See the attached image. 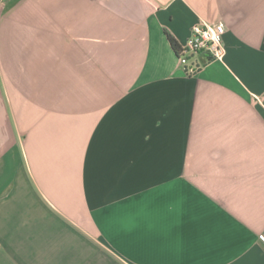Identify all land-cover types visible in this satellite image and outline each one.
I'll use <instances>...</instances> for the list:
<instances>
[{"label":"crops","instance_id":"0c3cea01","mask_svg":"<svg viewBox=\"0 0 264 264\" xmlns=\"http://www.w3.org/2000/svg\"><path fill=\"white\" fill-rule=\"evenodd\" d=\"M263 231L264 0H0V264H264Z\"/></svg>","mask_w":264,"mask_h":264},{"label":"built area","instance_id":"2783aa9c","mask_svg":"<svg viewBox=\"0 0 264 264\" xmlns=\"http://www.w3.org/2000/svg\"><path fill=\"white\" fill-rule=\"evenodd\" d=\"M226 25L224 22L209 23L199 21L193 26L192 34L188 39L180 59L187 74L194 75L200 69L195 59L206 55L210 60H223L226 55L224 36ZM264 245V231L259 235Z\"/></svg>","mask_w":264,"mask_h":264},{"label":"trees","instance_id":"16d2710c","mask_svg":"<svg viewBox=\"0 0 264 264\" xmlns=\"http://www.w3.org/2000/svg\"><path fill=\"white\" fill-rule=\"evenodd\" d=\"M171 43L176 53L181 57V55L183 54V49L178 45V43L174 39H171Z\"/></svg>","mask_w":264,"mask_h":264}]
</instances>
